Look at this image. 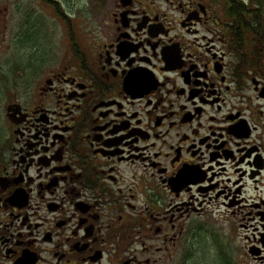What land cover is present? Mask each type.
Here are the masks:
<instances>
[{"label":"flooded vegetation","instance_id":"flooded-vegetation-1","mask_svg":"<svg viewBox=\"0 0 264 264\" xmlns=\"http://www.w3.org/2000/svg\"><path fill=\"white\" fill-rule=\"evenodd\" d=\"M248 3L114 0L63 58L2 80L0 264H180L221 209L264 263V3Z\"/></svg>","mask_w":264,"mask_h":264},{"label":"rangeland","instance_id":"rangeland-1","mask_svg":"<svg viewBox=\"0 0 264 264\" xmlns=\"http://www.w3.org/2000/svg\"><path fill=\"white\" fill-rule=\"evenodd\" d=\"M243 1L249 2L248 9L255 7V0ZM111 2L113 7L114 0H0V92L2 80L12 71L27 70L40 59L63 58L65 45L79 40L80 32L91 34L104 26ZM86 38L84 33L82 41ZM5 97L6 93L0 94L1 142L7 137ZM218 211L223 219L210 218L205 225L210 226L189 230V235L197 233L191 243L181 245L180 264H264L249 251L254 244L253 227L239 222L230 211Z\"/></svg>","mask_w":264,"mask_h":264},{"label":"water","instance_id":"water-1","mask_svg":"<svg viewBox=\"0 0 264 264\" xmlns=\"http://www.w3.org/2000/svg\"><path fill=\"white\" fill-rule=\"evenodd\" d=\"M253 253H254V255H257L258 254V251L257 252L253 251Z\"/></svg>","mask_w":264,"mask_h":264}]
</instances>
